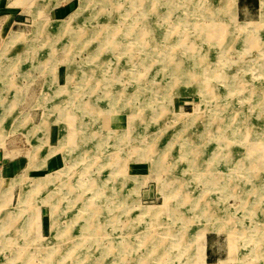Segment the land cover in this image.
<instances>
[{
    "label": "rangeland",
    "instance_id": "374dc122",
    "mask_svg": "<svg viewBox=\"0 0 264 264\" xmlns=\"http://www.w3.org/2000/svg\"><path fill=\"white\" fill-rule=\"evenodd\" d=\"M149 1L0 0V152L33 158L48 149L61 161L0 177V264H264V95H256L259 86L264 92V68L246 66L235 49L225 60L231 75L205 72L229 35L238 50L246 33L264 46V3L256 0L254 15L237 19L238 0H213L215 19L186 14L208 0ZM76 12L81 17L56 38L58 24ZM132 16L148 19L138 40L126 32ZM104 18L119 19L114 47H99ZM250 48L241 53L257 56ZM66 84L78 91L74 99L55 96ZM91 86L96 107L113 110L108 121L76 108ZM243 123L262 145L249 157L248 174L233 168L247 162L239 160ZM53 128L58 138L50 137ZM218 137L230 144V152L222 150L232 156L228 163L209 159ZM116 144L123 161L110 174L113 161L103 149ZM83 147L94 156H74ZM251 204L256 215L244 217ZM109 212L117 214L111 231ZM207 236L216 240L206 256Z\"/></svg>",
    "mask_w": 264,
    "mask_h": 264
},
{
    "label": "bare ground",
    "instance_id": "6f19581e",
    "mask_svg": "<svg viewBox=\"0 0 264 264\" xmlns=\"http://www.w3.org/2000/svg\"><path fill=\"white\" fill-rule=\"evenodd\" d=\"M112 2H114L115 0H111ZM144 0H128V4L129 3H132L133 5L134 4H142V2H143ZM213 0H208V1H206V2H194V3H192V5H191V7L189 8L190 9V11H188V12H186V14H194L195 13V11H198L197 13H200V14H202V15H215V19H216V15H217V11H216V9H215V12H213L212 11V8H211V2H212ZM263 1V3H264V0H262ZM149 3H152V1L150 0L149 1ZM201 3V4H200ZM114 4V3H113ZM208 4H209V6H208ZM214 2H213V6H214ZM153 5V4H152ZM152 5H151V7H152ZM117 8V7H116ZM144 8H145V6H144ZM203 8L204 9H206V8H210V11L209 12H204V11H202L203 10ZM146 13V12H145ZM81 12H79V13H75V14H73V15H71V17H70V19L69 20H67V21H65V22H61L60 24H58V28H57V31H58V33H57V35L55 36L56 38H60V37H62L65 33H68L69 32V30H71L70 28V26L72 25V23H76V21L81 17ZM263 15H264V11H263ZM214 18V17H213ZM212 18V20H214ZM112 18H104L103 20V23L107 26H105L104 27V30H102L104 33H105V35L102 37V40H101V42L102 43H100V45H99V47L101 48V47H103V46H106V47H111V46H115L113 43H110L112 40L113 41H116L117 40V38L119 37V34H120V32L119 33H117L119 30L117 29V22H118V20L119 19H117L116 18V20H114V19H112ZM130 20H128V27H125L126 28V32H128V33H130L131 34V38L132 39H135V40H138V38H140V35H141V26L142 27H144V25H141V26H139V24H142L143 22L145 23V25L146 26H148V19H147V17H143L142 19H141V17H138V16H132V17H130L129 18ZM144 19H146V20H144ZM108 23H111L112 24V27H111V25H109V28H108ZM259 26V25H258ZM239 27V26H238ZM260 30L261 29H264V16H263V18H262V23L260 24ZM216 30V29H215ZM126 32H123V33H126ZM259 34H261L260 35V37H261V39L263 38V40H264V35L262 34V33H264V32H258ZM112 34V35H111ZM144 35V34H143ZM48 36V35H47ZM55 37H50L51 39H54ZM252 37V35H251V33H246V34H244L243 35V38H242V43H243V45H241L242 47H240L239 48V50L236 48V46H237V42H234V40L232 39V35H229V38H228V40H227V43L225 44V45H223V44H221L220 46H222L218 51H216V54H215V62H213V60L214 59H211L210 60V57L209 58H207L206 60H207V64L209 63V66L210 65H212L213 63L215 64H213L214 66H215V68L214 67H212V68H210V69H208L207 71H205L206 73H207V76H211L212 75V72L213 73H215V76H216V74H218V73H216L217 71L219 72V74L220 75H218L221 79H225V77H228V75H231L230 73H227V71H231L232 70V67H230L228 64L229 63H225V60H227L228 58H226V55L228 54V56H229V52H231V51H234L235 49L237 50V53H238V51H239V56H240V62H243V63H246V66L248 65V64H254L255 66H256V68L258 67V68H264V46H262L260 43H258V40L256 41V40H252V43H250V39H252L251 38ZM153 38V37H152ZM47 39V38H46ZM235 39V38H234ZM85 40H87V41H89V42H91V37H89L88 39H85ZM111 40V41H110ZM201 40V39H200ZM54 41H56V40H54ZM208 41V40H207ZM121 42V41H120ZM229 42V43H228ZM104 43V44H103ZM106 43V44H105ZM260 45H261V49H259L258 47H260ZM25 46V45H24ZM27 46V45H26ZM250 46H251V48H250ZM48 47H49V49L50 50H53V49H55L56 47H57V45H55L54 43H52V40H51V42H49V44H48ZM55 47V48H54ZM31 48V47H30ZM249 48L250 49H255V50H257V56H251V55H249V53H247L246 51V54L245 55H243L242 53L244 52L243 50H249ZM28 49V48H27ZM58 50V49H57ZM55 51V50H54ZM243 51V52H242ZM242 52V53H241ZM253 53V52H252ZM19 56V55H18ZM20 57H22V56H20ZM254 57H256V60H255V58ZM21 59V58H20ZM198 62V61H197ZM228 65V66H227ZM9 67H11V66H9ZM228 67V68H227ZM238 67V66H237ZM253 67V66H252ZM251 67V68H252ZM4 68V67H3ZM245 68H247V67H245ZM226 69V71H224ZM2 70V69H1ZM238 70H239V68H238ZM243 71H245V70H243ZM247 71V70H246ZM7 72H9V69H8V67L7 68H4V70H3V74L5 75V74H7ZM177 72V71H176ZM175 73V72H174ZM228 75H227V74ZM259 75V74H258ZM68 77V79H70V78H72L73 76H70V75H68L67 76ZM232 77H234V75L232 76ZM235 78V77H234ZM243 78V77H242ZM1 80V79H0ZM12 80V79H11ZM109 84H106V88H109ZM2 87V86H1ZM4 89V88H3ZM11 89V88H10ZM72 89H75V88H73L72 87ZM78 89V88H77ZM95 88L93 87V86H91L87 91H85V92H83V94H86V97L85 98H83L82 100H79V101H77L76 102V104H77V106H76V108L81 112H83L84 113V111L85 110H87V112H89V116L90 117H93L94 119H97L98 117H96V116H98V115H96L97 113L96 112H102L103 114L105 113V115H104V117H103V120L104 121H108V117H109V113H111V111H113V110H109V109H107V108H105V109H102L101 107H99V108H97L96 107V105H98V96L96 95V94H94L92 91L94 90ZM1 90V89H0ZM259 91V92H258ZM257 92V96L258 97H262L263 95H264V92H263V89H261L260 88V86H259V90H258ZM133 92V91H132ZM2 93V92H1ZM5 93V92H4ZM9 93H10V91H9ZM54 93H55V96L56 97H58V96H62V95H67L68 96V98H75V96H77V93H78V91H77V93H76V89H75V91H72V92H70V91H68V85L66 84V85H59L58 87H57V89H54ZM136 93H137V95L139 94L140 95V93L139 92H133V95H136ZM4 95V94H3ZM123 94H121V96H122ZM138 95V96H139ZM109 96H111V99L113 98V97H118V93H112V95H109ZM256 98V97H255ZM254 98V99H255ZM263 98V97H262ZM252 99V98H251ZM115 101V100H114ZM258 102H261V101H259V99H258ZM257 103V102H256ZM58 104V102H54L53 103V105H57ZM123 106V105H122ZM87 108V109H86ZM117 108V107H116ZM156 108V107H155ZM154 108V109H155ZM116 111V110H115ZM246 116V115H245ZM235 121H236V119H235ZM239 121V120H238ZM105 123V122H104ZM234 123V122H233ZM240 123V122H239ZM244 124V123H243ZM243 131L240 133L241 134V136H242V139H243V142H244V145H245V148H246V152L242 155V157H240L239 158V160H246L247 162H236L235 163V165H234V167L233 168H238V169H240V168H247V167H250V166H248L249 165V157H250V155L251 154H257V153H259V152H261L260 150H259V148L258 147H262V145H259V143L255 140L256 138H253L252 137V134H253V131H252V126H251V124L250 125H247V124H244L243 125ZM237 129H239V128H237ZM85 131V130H84ZM237 132V131H236ZM239 132V131H238ZM233 135H234V133H232ZM254 135V134H253ZM226 136H227V134H226ZM229 137V136H228ZM227 137V138H228ZM191 140H192V138H191ZM80 146V145H79ZM93 146V145H92ZM79 148V147H78ZM105 149H103V152H105V153H107L110 157H108V158H110V159H112V163H113V166H112V168H111V172H109L110 174H115L116 173V169H118V167H119V165H120V160H121V162L123 161V155L120 153V151H119V145H113V148L112 149H108L106 146L104 147ZM213 148V150H212V153L214 154L213 156H211V158H209V159H211V160H217V161H225V163H228V161L229 160H227L226 158H232V156L231 157H228V155L225 157V156H223L222 154H223V152H222V150H224L225 152H230V144H229V142L225 139V138H222V137H218L217 138V140H215V147H212ZM109 151V153H108V151ZM119 152L118 154H117V152ZM93 148L92 149H90L89 150V148H86V147H83L82 149H76L75 151H74V156H78L79 157V160H82V158L83 159H88V158H91V156L93 155ZM100 152V151H99ZM232 152V151H231ZM122 153H124V152H122ZM210 153H211V151H210ZM103 154V153H102ZM98 155V154H97ZM105 155V154H104ZM94 156V155H93ZM209 156V155H208ZM95 158V157H94ZM106 161V160H105ZM74 162V161H73ZM96 163V162H95ZM105 163V162H104ZM93 164V163H92ZM232 165V164H231ZM230 165V166H231ZM247 165V166H246ZM77 166V165H76ZM87 168V167H86ZM85 166L83 167V170H84V173H85ZM196 168H198V167H196ZM88 170V169H87ZM226 170V169H225ZM228 170V169H227ZM214 171H215V169H214ZM251 170L249 169V170H247L246 169V174H248L249 172H250ZM88 172V171H87ZM58 173V172H57ZM66 174V173H65ZM83 174V173H82ZM119 174H121V173H119ZM213 174V173H212ZM58 175H60V174H58ZM93 175V174H92ZM91 175V176H92ZM197 175V174H196ZM246 176V175H245ZM22 177H24V175H22L21 177H20V180H21V178ZM49 177V176H48ZM53 177V176H52ZM55 177V176H54ZM80 177V176H79ZM124 177V176H123ZM66 178V177H65ZM90 178V177H89ZM97 178V177H96ZM56 179V178H55ZM69 179V178H68ZM67 179V180H68ZM95 179V178H94ZM66 180V181H67ZM45 178H43L42 180H39V181H36V187L34 188V189H37V188H39V187H42V186H44V184H45ZM65 181V180H64ZM97 181H99L98 183L101 185V181L102 180H97ZM207 181V180H206ZM233 182H231V181H229V183L231 182V183H235L236 181H234V180H232ZM56 182H58V183H61V182H63V181H61L60 179H57V181ZM202 182V181H201ZM200 182V183H201ZM82 183H84V182H82ZM87 185H89V182H88V184ZM92 185V184H91ZM9 186H11V185H9ZM61 186V185H60ZM65 188V187H64ZM76 188V187H75ZM81 188V187H80ZM84 188V187H83ZM88 188V187H87ZM92 188V187H91ZM89 189V188H88ZM97 189V188H96ZM60 190V189H59ZM85 190V189H84ZM93 190V189H92ZM100 190V189H99ZM85 193V192H84ZM93 195V194H92ZM56 196V195H55ZM97 196V195H96ZM79 197H80V195H79ZM94 197V196H93ZM56 198V197H55ZM186 198V197H185ZM83 199V198H82ZM117 199V198H116ZM78 200V199H77ZM59 201V200H58ZM84 201V200H83ZM196 201H198V200H196ZM57 202V201H56ZM261 203H263V202H261ZM59 204H60V202H59ZM91 204V203H90ZM90 204H89V206H90ZM117 205V204H116ZM92 206V205H91ZM90 206V207H91ZM120 207V206H119ZM247 211H245L244 212V217H249V218H251V217H253V216H255L256 215V210L254 209L255 208V206L253 205V204H251L250 206H247ZM114 210V209H113ZM112 210V211H113ZM74 213V212H73ZM75 214V213H74ZM76 215V214H75ZM79 215V214H78ZM119 217V216H118ZM243 217V218H244ZM106 218H109V219H112V220H108L106 223H108L107 225L105 224V226H111L110 227V231L113 229V227H112V225H114V222L115 221H113L114 219H116L117 218V214H114L113 212H109V215L106 217ZM74 219V218H73ZM11 220V219H10ZM10 220H8V222H10ZM24 220V219H23ZM26 222V221H25ZM74 222V221H73ZM6 223H7V221H6ZM24 223V222H23ZM81 223V222H80ZM24 226V225H23ZM79 227V226H78ZM109 227H107L106 229L108 230V228ZM254 229V228H253ZM74 230V229H73ZM95 230V228L94 227H92L91 225H90V229H89V231H94ZM71 231V230H70ZM254 232V231H253ZM79 233H80V231H79ZM58 234V233H57ZM68 236V235H67ZM101 236V235H100ZM69 237V236H68ZM96 237V236H95ZM99 237V236H98ZM97 237V238H98ZM60 239V238H59ZM95 239V238H94ZM65 242V241H64ZM56 244V243H55ZM117 244H118V242H117ZM116 244V245H117ZM60 245H61V243H60ZM178 247V246H177ZM168 263V262H167Z\"/></svg>",
    "mask_w": 264,
    "mask_h": 264
},
{
    "label": "crops",
    "instance_id": "0c3cea01",
    "mask_svg": "<svg viewBox=\"0 0 264 264\" xmlns=\"http://www.w3.org/2000/svg\"><path fill=\"white\" fill-rule=\"evenodd\" d=\"M63 6L65 7V5ZM65 8L64 9L58 8L56 10V13H60L64 11ZM235 9L237 10L235 11ZM232 11L235 12V18L239 17L240 14L244 15L246 13L248 14L251 13L252 15H254L256 11V0H238L237 5L233 4ZM249 22H253V21L249 20ZM66 79H68V77H66ZM52 136L53 137L55 136L56 138H58L59 136L58 128L52 129V135L50 137ZM47 141L49 142V139ZM40 150L41 148L35 152L34 155H36V157H33V158H30V157L28 158L25 155H16L13 157H7V153H6L7 150H3L2 152H0V177L1 179H4V180L12 179L13 177H15V175L26 174L27 171L31 168H34V169L48 168L51 170V169L57 168L61 164L60 158L50 156L48 153V149H43L41 151ZM212 238L214 237H211V236L206 237V246H205L206 256H207L208 251L210 252V254H212L211 248H213V245L216 240V239L213 240Z\"/></svg>",
    "mask_w": 264,
    "mask_h": 264
}]
</instances>
